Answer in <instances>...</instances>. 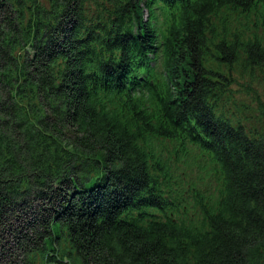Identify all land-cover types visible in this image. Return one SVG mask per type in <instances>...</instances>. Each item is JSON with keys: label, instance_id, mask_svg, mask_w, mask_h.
Listing matches in <instances>:
<instances>
[{"label": "trees", "instance_id": "trees-1", "mask_svg": "<svg viewBox=\"0 0 264 264\" xmlns=\"http://www.w3.org/2000/svg\"><path fill=\"white\" fill-rule=\"evenodd\" d=\"M258 86L264 0H0V264H264Z\"/></svg>", "mask_w": 264, "mask_h": 264}, {"label": "rangeland", "instance_id": "rangeland-1", "mask_svg": "<svg viewBox=\"0 0 264 264\" xmlns=\"http://www.w3.org/2000/svg\"><path fill=\"white\" fill-rule=\"evenodd\" d=\"M243 18V17H242ZM244 19V18H243ZM245 20V19H244ZM246 21V20H245ZM247 23V21H246ZM252 21H248V25L245 27V29L248 31L249 27H254L252 26ZM237 83L236 84H232L230 86V88L232 89V93H231V97L237 96L238 98L240 97V101L245 102L246 107L243 104H239L234 105L231 103L230 105V110H240L243 112V115H245L244 117H241L243 120V124L247 129H254L255 127H257L258 129L262 128L259 124V121L257 120L256 116L258 115L257 113V107L259 106L257 101H254L253 98L250 97V91L249 92H245L243 95H239L238 91L239 88H241L240 83H245L244 79H237ZM257 85H254L253 87H256ZM255 91H259V100L261 103L264 104V86H258V88H255ZM245 109V110H243ZM236 112V111H235ZM240 117V116H239ZM197 162L201 163V165H203L204 162H201L199 160H197ZM199 186H201L202 188H208V184L207 183H201V180L198 181ZM211 190H213V186H211ZM205 195L209 196V192L208 190H205L203 192Z\"/></svg>", "mask_w": 264, "mask_h": 264}]
</instances>
